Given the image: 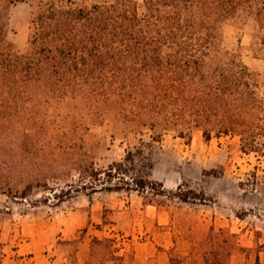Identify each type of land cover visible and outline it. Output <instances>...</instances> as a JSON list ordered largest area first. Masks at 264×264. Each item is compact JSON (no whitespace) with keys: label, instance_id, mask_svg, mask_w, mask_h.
Masks as SVG:
<instances>
[{"label":"rangeland","instance_id":"374dc122","mask_svg":"<svg viewBox=\"0 0 264 264\" xmlns=\"http://www.w3.org/2000/svg\"><path fill=\"white\" fill-rule=\"evenodd\" d=\"M38 1L0 0V53L26 51ZM221 34L264 96V29L227 22ZM5 77L0 67V264H264V155L242 152L236 136L187 142L169 131L146 147L154 178L171 192L188 179L207 200L87 194L79 167H106L138 139L112 121L86 124L71 101L8 89ZM61 189L72 192L59 201Z\"/></svg>","mask_w":264,"mask_h":264},{"label":"trees","instance_id":"16d2710c","mask_svg":"<svg viewBox=\"0 0 264 264\" xmlns=\"http://www.w3.org/2000/svg\"><path fill=\"white\" fill-rule=\"evenodd\" d=\"M227 22L264 29V0H39L26 51L1 52L0 67L8 89L16 82L23 95L71 101L86 124L112 121L122 139H138L106 167H79L87 194L205 201L188 179L167 190L146 147L169 131L187 142L200 132L205 143L232 135L242 152L264 155L259 75L222 47Z\"/></svg>","mask_w":264,"mask_h":264}]
</instances>
